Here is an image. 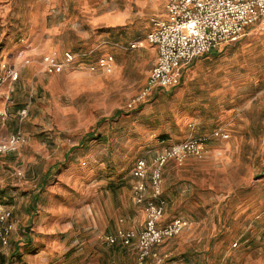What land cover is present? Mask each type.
I'll return each mask as SVG.
<instances>
[{
	"label": "crops",
	"instance_id": "0c3cea01",
	"mask_svg": "<svg viewBox=\"0 0 264 264\" xmlns=\"http://www.w3.org/2000/svg\"><path fill=\"white\" fill-rule=\"evenodd\" d=\"M71 6V0H19L17 5L11 2L6 7L7 16L2 17V22L6 19L20 24V28L8 35L18 42L0 49V76L4 78L0 83V141L19 130L23 142L16 153L0 154V202L10 209L14 222L8 244L0 245V264H135L136 238L129 246L122 245L120 240L114 244L104 240L118 231L138 233L143 227L145 210L135 203L132 194L130 169L137 160L134 147L131 150L130 143L119 144L127 153L116 152L110 158L102 144V115H78L81 123L74 130L56 132L53 127L42 126L45 115H50L46 97L58 76L79 78L86 92L96 90L101 94L108 78L98 67L50 74L39 62L41 54L55 49L51 40L56 35L58 7H63L61 20L65 21ZM112 8L106 16L102 7L96 14H102L97 23L114 35L115 3ZM8 71H16L17 79H9ZM112 73L116 76V65ZM175 88H157L151 97L159 96L157 91ZM23 108L26 116L19 117ZM195 111L200 116L184 122V132L176 136L177 141L204 137L212 131L207 126V109L200 107ZM209 139L200 155L188 156L179 165L169 160L162 170L161 198L165 208L159 225L177 217L188 225L156 246L154 251L160 261L148 257L147 264L238 263L230 249H223L228 244H216L218 228L233 232L232 240H240L245 264L250 259L254 264H264V195L260 201L256 198L255 207L242 209L241 191L220 194L210 186L202 190L201 163L216 161V157L232 151L223 142H212L220 138ZM108 159L109 166L116 161L114 182H104L98 176ZM14 163L20 168L16 178L12 172ZM37 247L42 248L40 254L34 253Z\"/></svg>",
	"mask_w": 264,
	"mask_h": 264
},
{
	"label": "rangeland",
	"instance_id": "374dc122",
	"mask_svg": "<svg viewBox=\"0 0 264 264\" xmlns=\"http://www.w3.org/2000/svg\"><path fill=\"white\" fill-rule=\"evenodd\" d=\"M101 1L71 0L72 6L65 13V21L61 20L63 7H58L56 35L51 40L55 49L41 54L38 59L45 68L43 58L54 55L63 64L61 71L54 74H62L89 70L92 65L97 68L99 58L110 56L113 61L110 72L98 67L108 75L103 94L96 90L86 92L79 78L71 80L58 76L46 97L50 115H45L42 126L53 127L56 132L74 130L81 123L78 115H102L105 133L102 144L110 158L116 156V152L127 153L119 144L130 143L131 150L133 146L132 151L136 153L135 159L142 158L151 164L162 150L187 140L177 141L176 137L184 132V122L200 116L196 108H206L207 126L228 136L213 140L209 139V134L207 139L223 142L232 151L216 157V161L201 163L204 167L199 176L202 190L210 186L220 194L241 191V208L255 207L256 198L260 201V196L264 195V29H249L236 42L222 44L211 51L212 55L189 61L182 69L177 88L157 91V97L141 96L157 57L155 46L147 41L146 36L153 28V21L164 18L168 0H106L103 5ZM11 2L17 5L19 0H0V49L3 46V50L8 44L18 42L8 35L19 29L20 24L9 23L6 19L2 22ZM114 3L116 30L111 35L107 27L97 23L102 14L96 13L102 7L103 16L110 14ZM64 52L73 55L71 63H64ZM113 65H116V76L112 73ZM201 102L205 103L201 105ZM109 160L106 168L98 172L104 182L116 181V161L109 166ZM18 170L20 168L14 163L12 172L15 178L19 176ZM261 174L263 177H258ZM248 186L252 187L246 191ZM70 201L75 202L74 199ZM215 236L217 245L228 244L223 249H230V254L236 257V264H245L240 240H232L233 232L218 228ZM217 248L219 252L221 247ZM41 250L37 247L34 253L40 254ZM247 264L254 263L250 259Z\"/></svg>",
	"mask_w": 264,
	"mask_h": 264
},
{
	"label": "built area",
	"instance_id": "2783aa9c",
	"mask_svg": "<svg viewBox=\"0 0 264 264\" xmlns=\"http://www.w3.org/2000/svg\"><path fill=\"white\" fill-rule=\"evenodd\" d=\"M264 29V0H168L166 17L153 21V28L147 34V41L157 49V57L152 65L141 96H149L157 88H170L179 84L182 68L192 59L215 50L218 46L236 42L249 29ZM135 47L134 44L130 45ZM64 63L73 61L70 52H64ZM112 58L97 60V67L110 72ZM45 71L57 73L63 64L54 55L43 58ZM94 70L95 66L89 67ZM7 77L16 80L18 73L8 71ZM4 80L0 76V83ZM26 116V109L19 111V117ZM221 130H214L209 138H227ZM207 137L189 138L170 145L158 153L153 162L148 164L144 159H137L131 170L133 179L132 194L136 204L143 205L145 218L142 229L118 231L107 235L104 240L114 244L120 240L122 245L129 246L136 238L135 264H147V258H160L154 248L187 227L188 222L182 218H173L164 225H159L164 214L165 202L161 198L162 170L171 160L181 164L187 156L198 155L203 149ZM23 142L19 130L7 140L0 141V154L15 152ZM12 214L0 202V245L6 246L13 230Z\"/></svg>",
	"mask_w": 264,
	"mask_h": 264
},
{
	"label": "trees",
	"instance_id": "16d2710c",
	"mask_svg": "<svg viewBox=\"0 0 264 264\" xmlns=\"http://www.w3.org/2000/svg\"><path fill=\"white\" fill-rule=\"evenodd\" d=\"M218 47H219V46H218ZM218 47H217L215 50H217ZM215 50H214V51H215ZM208 54H209V53H208ZM206 55H207V54H206ZM176 86H177V85H176ZM152 95H153V91L151 92V94H150L149 96L151 97ZM149 96H148V97H149ZM116 112H117V111H116Z\"/></svg>",
	"mask_w": 264,
	"mask_h": 264
}]
</instances>
